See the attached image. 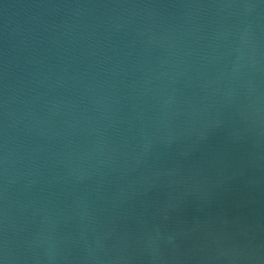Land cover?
Segmentation results:
<instances>
[{"label":"water","instance_id":"1","mask_svg":"<svg viewBox=\"0 0 264 264\" xmlns=\"http://www.w3.org/2000/svg\"><path fill=\"white\" fill-rule=\"evenodd\" d=\"M0 264H264V0H0Z\"/></svg>","mask_w":264,"mask_h":264}]
</instances>
